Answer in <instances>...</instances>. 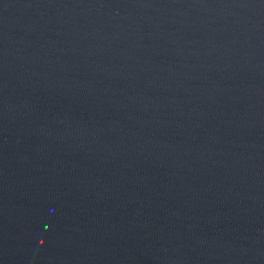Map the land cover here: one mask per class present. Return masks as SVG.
<instances>
[{
  "label": "water",
  "instance_id": "1",
  "mask_svg": "<svg viewBox=\"0 0 264 264\" xmlns=\"http://www.w3.org/2000/svg\"><path fill=\"white\" fill-rule=\"evenodd\" d=\"M0 264H264V0H0Z\"/></svg>",
  "mask_w": 264,
  "mask_h": 264
}]
</instances>
